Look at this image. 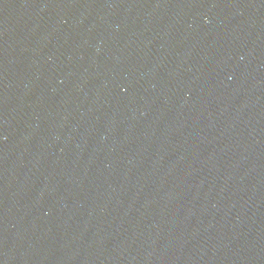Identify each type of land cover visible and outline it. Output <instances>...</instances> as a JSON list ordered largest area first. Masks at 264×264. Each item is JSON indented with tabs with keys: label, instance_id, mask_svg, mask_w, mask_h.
Segmentation results:
<instances>
[{
	"label": "water",
	"instance_id": "1",
	"mask_svg": "<svg viewBox=\"0 0 264 264\" xmlns=\"http://www.w3.org/2000/svg\"><path fill=\"white\" fill-rule=\"evenodd\" d=\"M0 264H264V0H0Z\"/></svg>",
	"mask_w": 264,
	"mask_h": 264
}]
</instances>
